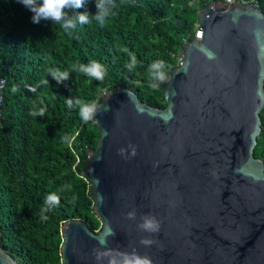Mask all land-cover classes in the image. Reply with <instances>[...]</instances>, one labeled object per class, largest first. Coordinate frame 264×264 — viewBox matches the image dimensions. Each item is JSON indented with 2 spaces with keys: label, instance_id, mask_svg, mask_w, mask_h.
Wrapping results in <instances>:
<instances>
[{
  "label": "water",
  "instance_id": "1",
  "mask_svg": "<svg viewBox=\"0 0 264 264\" xmlns=\"http://www.w3.org/2000/svg\"><path fill=\"white\" fill-rule=\"evenodd\" d=\"M165 107L121 87L92 107L97 232L64 223L63 264H264V11L210 1L165 79ZM0 264H19L1 243Z\"/></svg>",
  "mask_w": 264,
  "mask_h": 264
},
{
  "label": "trees",
  "instance_id": "2",
  "mask_svg": "<svg viewBox=\"0 0 264 264\" xmlns=\"http://www.w3.org/2000/svg\"><path fill=\"white\" fill-rule=\"evenodd\" d=\"M251 2L252 0H245ZM264 11V0H257ZM209 0H98L67 8L71 34L51 19L33 22L21 0H0L1 243L19 264H63L65 222L82 219L99 231L91 183L84 175L89 148L101 132L90 111L104 93L121 87L165 107V79L179 65L184 38L194 36ZM87 13L81 24L78 14ZM98 65L91 77L83 67ZM75 66V67H74ZM71 101V103H69ZM80 101V104L78 103ZM262 131L254 149L264 159ZM55 197V199H52Z\"/></svg>",
  "mask_w": 264,
  "mask_h": 264
},
{
  "label": "clouds",
  "instance_id": "3",
  "mask_svg": "<svg viewBox=\"0 0 264 264\" xmlns=\"http://www.w3.org/2000/svg\"><path fill=\"white\" fill-rule=\"evenodd\" d=\"M84 2L85 0H21V3L27 6L29 10L34 13L32 16L33 22L38 23L41 18L51 19L52 21L58 23L66 32H69V34H71V30L75 28L76 25L71 20L64 19L67 16L65 9L80 8L83 6ZM97 6L101 9L97 18L103 19V17L109 15L108 12L104 11L106 6L100 4L99 0ZM76 20L80 21L81 24H85L89 22V16L87 13L78 14L76 16ZM103 23H105V19H103ZM82 70L88 73L91 77L101 75V71L98 69V65L95 62H93L91 67H83ZM69 103H71V101H69ZM78 103L80 104V101H78ZM92 110V108L88 107L81 108V117L87 118L88 113ZM52 199H55V197H52Z\"/></svg>",
  "mask_w": 264,
  "mask_h": 264
},
{
  "label": "built area",
  "instance_id": "4",
  "mask_svg": "<svg viewBox=\"0 0 264 264\" xmlns=\"http://www.w3.org/2000/svg\"><path fill=\"white\" fill-rule=\"evenodd\" d=\"M209 1H216V0H209ZM225 1L226 3H228V5H231L233 3H236L237 1H243L246 3H252L255 6H258V1L257 0H252L251 2L245 1V0H222ZM198 28H199V22L197 23L196 29H195V33L193 37H196L198 35ZM184 41V45L189 41L187 38L183 39ZM177 58H178V62L179 64L182 61V50L179 51V53H177ZM5 83H6V79L4 77L0 78V119L3 118V102H4V87H5Z\"/></svg>",
  "mask_w": 264,
  "mask_h": 264
}]
</instances>
